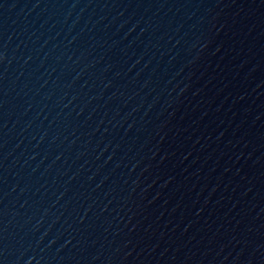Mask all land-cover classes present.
Listing matches in <instances>:
<instances>
[{
  "label": "water",
  "instance_id": "obj_1",
  "mask_svg": "<svg viewBox=\"0 0 264 264\" xmlns=\"http://www.w3.org/2000/svg\"><path fill=\"white\" fill-rule=\"evenodd\" d=\"M0 264H264V0H0Z\"/></svg>",
  "mask_w": 264,
  "mask_h": 264
}]
</instances>
